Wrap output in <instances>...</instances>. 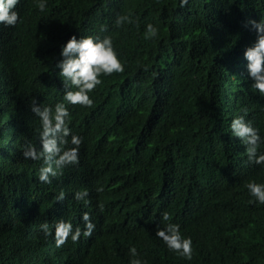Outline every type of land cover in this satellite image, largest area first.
I'll use <instances>...</instances> for the list:
<instances>
[{"label": "trees", "instance_id": "16d2710c", "mask_svg": "<svg viewBox=\"0 0 264 264\" xmlns=\"http://www.w3.org/2000/svg\"><path fill=\"white\" fill-rule=\"evenodd\" d=\"M39 2L19 0L16 25L0 24V264H264V204L246 187L264 184V164L248 162L230 128L246 111L264 152V96L244 57L264 0H46L43 12ZM121 15L130 22L117 25ZM72 36L110 37L124 65L100 76L91 107L63 98L56 64ZM33 98L64 102L82 140L79 163L51 183L39 181L42 160L22 155L26 141L40 147ZM80 209L116 241L56 247L55 223ZM165 212L191 238V260L156 236Z\"/></svg>", "mask_w": 264, "mask_h": 264}, {"label": "clouds", "instance_id": "9594fccd", "mask_svg": "<svg viewBox=\"0 0 264 264\" xmlns=\"http://www.w3.org/2000/svg\"><path fill=\"white\" fill-rule=\"evenodd\" d=\"M19 0H0V24L6 26H15L19 20V13L14 11ZM188 0H180V6L187 5ZM37 7L40 11L46 8V0H40ZM130 22L128 16H118L116 24L121 25ZM247 25L256 32V42L253 46L244 51V57L248 61V75L254 81L252 88L264 96V19L259 22L248 20ZM246 25V26H247ZM158 34V29L152 24L146 27V37L153 38ZM60 56L62 59L56 64L60 69L59 76L64 78V101L71 105H81L91 107L93 100L90 98L95 88L101 84L100 76L111 75L113 73L124 72V65L118 58L117 52L113 47L110 37L104 39L85 36L79 40L72 36L62 47ZM30 110L37 116L41 123L39 130V144L32 141H26L22 155L25 159L34 161H43L39 169V181L51 183L52 177L62 174V169L68 165L79 163V151L82 140L77 135L71 133L69 124V111L64 102L56 103L54 107L42 106L38 104L35 98L32 99ZM244 115H239L232 119L230 128L232 135L239 138L246 148V155L249 163L264 164V152L258 149L262 143L259 130L253 127L252 122L245 119ZM69 136L71 137L69 141ZM69 144L71 146H69ZM246 187L251 195L261 204H264V184L255 182L247 183ZM89 188L75 193L77 201H87ZM102 191V188L97 189ZM64 200V193L61 191L56 197L57 202ZM170 219L167 212L163 214V224L160 226L163 230H157L156 236L159 237L167 247L178 253L181 257L191 260L193 256V246L191 238H185L180 232V225L168 223ZM50 225L47 221L40 225L44 236L51 235ZM54 239L56 247H61L65 243L68 245L81 243L92 244L98 235L110 234L114 242L117 234L109 229H103L102 225L96 219L92 220L88 212L79 210L75 220H71L70 214L64 215L54 225ZM130 254L133 257L138 256L136 248H131ZM130 264H147L140 259H132Z\"/></svg>", "mask_w": 264, "mask_h": 264}]
</instances>
